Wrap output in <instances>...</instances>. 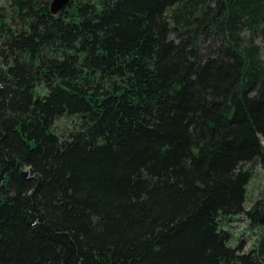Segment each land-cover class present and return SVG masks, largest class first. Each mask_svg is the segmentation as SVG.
<instances>
[{
    "label": "trees",
    "instance_id": "obj_1",
    "mask_svg": "<svg viewBox=\"0 0 264 264\" xmlns=\"http://www.w3.org/2000/svg\"><path fill=\"white\" fill-rule=\"evenodd\" d=\"M49 2L0 6V264H264V0Z\"/></svg>",
    "mask_w": 264,
    "mask_h": 264
},
{
    "label": "rangeland",
    "instance_id": "obj_2",
    "mask_svg": "<svg viewBox=\"0 0 264 264\" xmlns=\"http://www.w3.org/2000/svg\"><path fill=\"white\" fill-rule=\"evenodd\" d=\"M10 0H0V6L8 5ZM257 38L258 43L264 49V34H260ZM59 128H67L71 126V121L67 118H61L57 121ZM264 145V137L261 138ZM264 196V168H262L258 163L253 166V176L247 186V201L246 206L249 207L251 203ZM232 231L234 236H241L247 240L245 249H249L253 242L254 236L252 234L253 230L249 229V224L245 217L241 216L238 220L231 223Z\"/></svg>",
    "mask_w": 264,
    "mask_h": 264
},
{
    "label": "water",
    "instance_id": "obj_3",
    "mask_svg": "<svg viewBox=\"0 0 264 264\" xmlns=\"http://www.w3.org/2000/svg\"><path fill=\"white\" fill-rule=\"evenodd\" d=\"M69 3V0H50L49 2V9L52 14H57L60 11H62L67 4Z\"/></svg>",
    "mask_w": 264,
    "mask_h": 264
}]
</instances>
